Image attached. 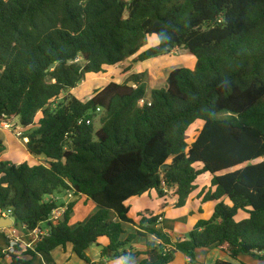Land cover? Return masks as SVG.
Here are the masks:
<instances>
[{"label": "trees", "instance_id": "1", "mask_svg": "<svg viewBox=\"0 0 264 264\" xmlns=\"http://www.w3.org/2000/svg\"><path fill=\"white\" fill-rule=\"evenodd\" d=\"M159 31L161 46L141 52ZM176 49L194 57L195 68L171 71L149 100L143 74L85 103L69 94L89 74L133 59L129 72ZM15 119L28 151L46 163L0 161V211H12L27 231L48 223L49 234L32 249L0 248V264H33L68 244L97 264L87 250L101 238L109 240L102 257L128 263L145 254L138 264H172L182 252L198 264L199 249L217 247L264 264V162L245 166L264 158V0H0V124ZM197 121L203 126L189 143ZM204 174L213 178L201 199L218 204L188 239L172 242L157 216L129 218L127 202L151 190L163 196L162 184L185 206ZM67 191L98 207L75 228L76 202L49 221L59 206L47 198ZM240 211L249 218L237 222ZM125 223L137 232L122 240ZM137 237L148 239L144 252L127 249Z\"/></svg>", "mask_w": 264, "mask_h": 264}, {"label": "crops", "instance_id": "2", "mask_svg": "<svg viewBox=\"0 0 264 264\" xmlns=\"http://www.w3.org/2000/svg\"><path fill=\"white\" fill-rule=\"evenodd\" d=\"M151 37L156 39L155 45L152 46L154 47L157 44V37ZM145 49L147 50V48ZM145 49H142L141 52L145 51ZM170 57H172V54L155 58L153 61H151V59L141 63V67H143L145 64H149L150 62H154V64L157 62L158 66L153 69L149 68V71L156 73L154 77L163 78V82L160 86L149 87L146 83H144L147 89L146 98L148 100L152 90L164 88L166 86L168 75L174 70L172 69L173 62H171ZM121 65L125 67L123 71L121 70ZM129 67L130 65L127 66L125 61V63L123 62L115 66L106 67L105 73L89 74L87 76L89 77L87 81H84L83 85H79V87L76 89L71 90L69 94L73 95L77 99H81L80 101L82 102H84V98L86 97L87 100H90L94 97L97 91L104 89L110 83L115 82L118 84H123L131 75L139 74L136 67L127 72ZM194 68L192 65L190 69L193 70ZM102 84L106 85L105 87L99 89L98 86H101ZM81 86H83L82 89L80 88ZM96 88H98L97 91L95 90ZM14 121L19 120L15 119ZM202 126L203 124H201L200 129ZM16 130H21L23 132L21 125L15 128L12 127V129H6L3 128L2 125L0 126V141H2L6 147V150L0 154V161L11 162L16 165H20L25 162H27L30 166L45 165L46 159L43 156L32 155L28 151L26 144L15 137L14 132ZM212 178L213 177L210 174H204L200 176L195 182V186L197 187L196 190L191 194L187 203L183 207L176 206L178 202L176 188L165 190V188L161 187L160 190L163 192V196H160L157 190H151L149 193H146L140 197L132 198L127 202V206L130 208L129 218L135 223H139L143 217L149 219L157 216L161 218V221L158 222V228L162 229L163 232L170 237L172 242L186 240L188 239L190 232L199 221L209 220L212 217L214 209L218 204L216 201L203 203L201 199L202 192H206L211 188ZM47 200L54 201L58 206H67L71 202H76V206L69 223L72 228H75L79 223H85L98 211L97 205L91 200L87 199L85 196L75 198L73 201H71L67 198L66 192H59L47 198ZM224 201L229 204L227 199ZM248 218V213L240 211L235 219L237 222H240ZM5 223L6 222H2L1 225H4ZM16 223L17 222H15L13 226L9 228L0 227V248L6 250L8 248L9 241L13 238L19 241L18 246L22 249V251L28 249L29 245H31V248H34L35 244L37 243L35 236L28 232L25 229V226L17 225ZM123 229L125 234L122 236V240H126L129 235L136 234L137 232V227L131 224H123ZM39 230H41L43 233L48 232L49 224H41L39 226ZM147 241V238L137 237L127 249L131 252H144L146 250ZM108 245L109 240L107 238H101L97 244L90 246V248L87 250V255L94 263L97 264H120L122 259L111 260L102 257V248ZM144 259H146V255L142 254L131 263L127 262V264H138ZM197 260L198 264H216L219 261L230 264H241L242 262L245 264H261L257 259L250 256H241L239 258L240 261L233 260L217 247L199 249L197 251ZM8 262H10V260H8ZM33 264L86 263L76 256L73 251V245L68 244L66 247H58L52 251L50 255L38 254L34 259ZM172 264H187L186 256L182 252H179Z\"/></svg>", "mask_w": 264, "mask_h": 264}, {"label": "rangeland", "instance_id": "3", "mask_svg": "<svg viewBox=\"0 0 264 264\" xmlns=\"http://www.w3.org/2000/svg\"><path fill=\"white\" fill-rule=\"evenodd\" d=\"M155 43H156V39L154 37H149L147 40V43L143 49H145V48L149 49L150 47L155 45ZM171 54H172V57H170V60H171V62H173L172 69H178V68H189L190 69L192 67V65H193V68L196 65V59L194 57H191L190 55H188V53L184 49H176ZM132 60L133 59H130V61L129 60L126 61L127 66L132 64ZM151 61H153V59ZM157 66H158L157 62L155 64H154V62H150L149 64H145L143 67H141V64L135 65V67L138 69L139 74H143L142 82L146 83L149 87L160 86L163 82L162 77H154L156 73L149 71V68L153 69ZM124 68L125 67L123 65H121L122 71L124 70ZM88 78L89 77H87L85 81H87ZM81 85H83V83ZM105 85L106 84H102L101 86H98V88L101 89V88L105 87ZM80 88L82 89L83 86H81ZM98 88H96L95 90L97 91ZM81 89H78V90H81ZM79 100H81V99H79ZM146 100H148V99L146 98ZM88 101L89 100H87V97L84 98V102H88ZM60 102L61 101L59 100L56 102V104H58ZM101 117H102V114L99 113L94 120L95 130H99L101 127V123H100ZM40 118H41V114H38L36 117V120L38 121ZM8 124H10V123H8ZM201 124H202V121H197L194 124V126L190 129V131L187 135V139H188L189 143L193 142L194 139L196 138V136L198 135ZM11 125L13 128H15V127L19 126L20 123H19V121H14V122H11ZM262 162H264V158L254 160V161L246 164L245 166L257 165V164H260ZM245 166H242L241 168H244Z\"/></svg>", "mask_w": 264, "mask_h": 264}, {"label": "built area", "instance_id": "4", "mask_svg": "<svg viewBox=\"0 0 264 264\" xmlns=\"http://www.w3.org/2000/svg\"><path fill=\"white\" fill-rule=\"evenodd\" d=\"M139 104L140 105H144L145 104V100H141L140 102H139ZM151 104H149V106H150ZM99 111V110H98ZM83 123V120H80L79 121V125H81ZM86 124H91V121L90 120H88V121H86ZM3 126V128H6V129H12V125L11 124H8V123H6V122H4V124L2 123V124H0V126ZM14 134H15V137L17 138V139H19V140H21L22 142H26L27 141V139H24L23 138V132L21 131V130H16L15 132H14ZM162 187L163 188H165V190L166 189H170V188H168V187H166L165 186V184H162ZM66 196H67V198L69 199V200H71V201H73L74 199H75V194H74V192L73 191H67L66 192ZM67 207H68V205L67 206H59L57 209H55L54 211H53V213L51 214V216L49 217V221H51V222H53V221H60V220H62L63 219V217H64V215H65V213H66V211H67ZM0 216H1V218H10V217H15L14 215H13V213H12V211H4V212H1L0 211ZM159 221H161V218H159ZM25 229H26V227H25ZM27 230V229H26ZM28 232H30L33 236H35V240L38 242L39 241V239L40 238H42V237H45V236H48V234H49V231L48 232H46V233H43L41 230H39V228H37V229H35V230H33V231H28ZM14 233H16V232H14ZM19 245V241L17 240V239H11L10 241H9V245H8V248H7V252H9V253H15V248L17 247ZM28 248H30V249H32L31 248V245H29V247ZM9 259V258H8Z\"/></svg>", "mask_w": 264, "mask_h": 264}, {"label": "water", "instance_id": "5", "mask_svg": "<svg viewBox=\"0 0 264 264\" xmlns=\"http://www.w3.org/2000/svg\"><path fill=\"white\" fill-rule=\"evenodd\" d=\"M54 68H55V65H51L49 69L50 70H54ZM167 167L168 166H165L164 168H167ZM2 222H6V223L4 225H1ZM15 222H17L16 217L1 218L0 219V227L1 228H9V227H12ZM92 245H95V244H91V246Z\"/></svg>", "mask_w": 264, "mask_h": 264}, {"label": "clouds", "instance_id": "6", "mask_svg": "<svg viewBox=\"0 0 264 264\" xmlns=\"http://www.w3.org/2000/svg\"><path fill=\"white\" fill-rule=\"evenodd\" d=\"M162 30H163V29H161V31H162ZM161 31H159L158 33H153V34H152V35H154V36L157 37V44H156V47L161 46V45H160V40H159V37H160ZM170 39H171V37L168 36V40H167L166 44L170 41ZM120 264H127L126 259H122V260L120 261Z\"/></svg>", "mask_w": 264, "mask_h": 264}]
</instances>
